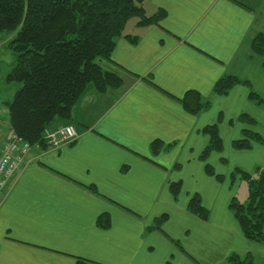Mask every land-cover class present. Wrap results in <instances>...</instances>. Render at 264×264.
I'll return each instance as SVG.
<instances>
[{
	"label": "crops",
	"instance_id": "1",
	"mask_svg": "<svg viewBox=\"0 0 264 264\" xmlns=\"http://www.w3.org/2000/svg\"><path fill=\"white\" fill-rule=\"evenodd\" d=\"M144 8L149 16L161 9L165 16L146 26L129 20L111 61H99L122 77V86L100 93L89 85L72 109L77 139L60 148L34 147L0 190V264H80L78 258L87 264H221L232 253L264 254L229 209L235 196L230 163L221 171L213 165L224 177L218 181L199 159L210 140L203 133L208 125L219 124L224 142L221 153L210 155L211 165V157L228 156L243 129L264 134V108L250 101L247 85L226 95L214 90L227 75L252 84L264 72L263 58L251 49L264 33V0H145ZM11 87L0 85L3 100ZM188 92L208 107L186 110L180 100ZM242 113L257 123L240 122ZM65 123L57 119L50 127ZM11 133L3 116L0 144ZM154 141L162 143L157 152ZM230 153L232 164L246 171L264 166L263 144ZM171 182L181 183L178 198ZM195 193L210 211L206 221L188 210ZM163 214L161 230L149 229ZM101 215H108L109 228L98 226Z\"/></svg>",
	"mask_w": 264,
	"mask_h": 264
},
{
	"label": "trees",
	"instance_id": "2",
	"mask_svg": "<svg viewBox=\"0 0 264 264\" xmlns=\"http://www.w3.org/2000/svg\"><path fill=\"white\" fill-rule=\"evenodd\" d=\"M144 2L145 0H0V33L16 32L8 44L14 60L6 81L8 84L18 85L12 100L0 98V123L4 116L2 106H7V120L12 134L28 142L32 149L51 146L45 138L46 130L53 129L50 126L57 119L65 120L64 125L73 124L70 122L72 109L89 85H93L100 93L122 86V77L104 69L99 61H111L117 40L123 35L131 18H138L139 24L146 26L158 23L165 16L162 9L151 16L147 15ZM126 37L132 42L136 41L131 36ZM1 44L0 41V48ZM251 49L253 54L263 58L264 63V33L260 32L254 37ZM237 84L247 85L250 101L264 108V98L252 89L248 80L237 76L227 75L221 78L214 90L226 95ZM180 102L192 113L208 107L197 92H188ZM238 119L248 125L257 123L247 113H242ZM203 133L210 140L199 159L205 164L208 175L223 181V175L216 174L213 166L208 163L213 152L221 153L224 149L219 124L206 126ZM254 143L264 145V137L251 129H243L242 136L232 141V147L237 150L251 149ZM161 145L160 141H154L152 150L159 151ZM221 162L227 165L228 159L221 158ZM237 179L247 181L248 197L241 202L233 196L229 209L238 221L243 236L264 246V166L257 165L252 172L234 166L231 182L234 183ZM89 189L96 193L95 188ZM170 190L174 198H178L181 183L171 182ZM188 210L205 221L210 215L198 193L190 197ZM167 219L168 214L159 216L149 229L161 230ZM97 224L100 228H109L108 215L99 216ZM173 243L183 249L179 242ZM254 258L252 253L244 256L232 253L227 262L255 264ZM77 261L80 264L88 262L84 258H78Z\"/></svg>",
	"mask_w": 264,
	"mask_h": 264
},
{
	"label": "built area",
	"instance_id": "3",
	"mask_svg": "<svg viewBox=\"0 0 264 264\" xmlns=\"http://www.w3.org/2000/svg\"><path fill=\"white\" fill-rule=\"evenodd\" d=\"M77 137L78 132L73 124L48 129L45 133L49 145L54 148H60L65 144L74 142ZM31 149L32 147L28 142L15 134H12L0 148V190L5 189L22 168Z\"/></svg>",
	"mask_w": 264,
	"mask_h": 264
},
{
	"label": "rangeland",
	"instance_id": "4",
	"mask_svg": "<svg viewBox=\"0 0 264 264\" xmlns=\"http://www.w3.org/2000/svg\"><path fill=\"white\" fill-rule=\"evenodd\" d=\"M136 20H137V18L134 17V18H131L130 22H135ZM132 24L133 23H129V27H131ZM15 34H16V32H13L11 34H9V33H0V39H1V41H3V43L1 44V48H0V74H1L0 85H2V84H4L5 86L8 85V82L6 81L7 80L6 77H7V74L10 72V70L12 68V64H13V60H14L13 52L9 48L8 44L11 41V39L15 36ZM260 71H261V69H260ZM261 74L262 75H260L258 78H255V79L252 80V84H253L252 85V89L255 92H257L258 94H260L264 98V72L261 73ZM11 84H12L11 88H12L13 94L10 97L9 100L13 99L15 91L18 89V85H16V83L15 84L11 83ZM0 98H1V93H0ZM2 108L4 109L3 110L4 117H7V115H8V109L7 108L8 107L7 106H2ZM259 126L262 127L263 125L260 123ZM253 131H255V130L253 129ZM261 131L262 132L264 131V127L261 129ZM259 133L264 137L263 133H261V132H259ZM11 135H12V133L10 134V136ZM235 139H237V138H235ZM6 141H7V139H6ZM6 141H3L2 144H0V147H2L6 143ZM230 143H232V142H230ZM232 148H233L232 144H230L229 149L227 148L225 150V154L228 155L226 157L229 158L228 164L230 163V167H232L231 169H229V171L231 173H232L233 168H234L233 167L234 164H232L233 163L232 161L234 160V157L230 153V150ZM235 150H237V149H235ZM226 157H224V158H226ZM211 160H213L212 166L214 165L216 167V171L217 170L221 171L224 168V167H221V165L222 166H226L225 164H223L221 162V159H218V158L215 159V156L211 157L210 161ZM235 166H239V165L236 164ZM229 171L227 169L228 174H229ZM231 173L229 174L230 181H231ZM232 184H233L232 187H233L234 195L239 199V201H241V202L246 201L247 197H248V183H247V181L237 179ZM252 254H254V256H255V258H254L255 259V264H264V256H262L264 254L258 255V253H254V252ZM227 260L228 259H226L225 262H223L221 264H228Z\"/></svg>",
	"mask_w": 264,
	"mask_h": 264
}]
</instances>
